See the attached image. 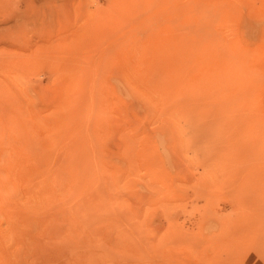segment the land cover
Returning a JSON list of instances; mask_svg holds the SVG:
<instances>
[{"label": "rangeland", "instance_id": "rangeland-1", "mask_svg": "<svg viewBox=\"0 0 264 264\" xmlns=\"http://www.w3.org/2000/svg\"><path fill=\"white\" fill-rule=\"evenodd\" d=\"M263 135L264 0H0V264H264Z\"/></svg>", "mask_w": 264, "mask_h": 264}, {"label": "bare ground", "instance_id": "bare-ground-1", "mask_svg": "<svg viewBox=\"0 0 264 264\" xmlns=\"http://www.w3.org/2000/svg\"><path fill=\"white\" fill-rule=\"evenodd\" d=\"M226 17H227V16H226ZM206 32H207V31H206ZM208 33H209V32H208ZM208 33H207V34H208ZM206 39H207V38H206ZM203 40H204V39H203ZM198 42H199V41H198ZM193 43H194V41H193ZM190 44H191V43H190ZM201 45H202V44H201ZM221 45H222V44H221ZM190 46H191V49H192L194 45L192 46V44H191ZM198 46H199V44H198ZM198 46H197V47H198ZM215 47H216V46H215ZM185 48H187V47L185 46ZM195 48H196V47L194 46V49H195ZM189 49H190V48H189ZM194 49H192V50H194ZM195 50H198V48L195 49ZM216 50H217V49H216ZM210 51H211V50H210ZM199 55H200V54H199ZM210 55H211V54H210ZM224 55H226V54H224ZM231 56H232V55H231ZM230 58H231V57H230ZM230 58H228V59H230ZM215 59H216V58H215ZM228 59L226 58V60H228ZM226 60H225V61H226ZM232 60H233V59H230V60H228V61H232ZM214 61H215V60H214ZM208 63H209V62H208ZM227 63H228V62H227ZM232 63H233V62H232ZM232 63L229 62V64H232ZM256 91H257V90H256ZM243 92H244V91H243ZM247 92L249 93V91H247ZM247 92L245 91L244 93H246V95H248ZM250 94H251V93H250ZM250 94H249V95H250ZM250 96H251V95H250ZM230 118H231V117H230ZM248 121H249V120H248ZM249 122H250V121H249ZM247 123H248V122H247ZM249 126H250V125H249ZM241 130H242V129H241ZM260 131H261V130H260ZM263 136H264V135H263ZM257 139H258V138H257ZM259 142H260V141H259ZM252 143H253V142H252ZM246 144H247V143H246ZM256 146H257V145H256ZM260 146H261V145H260ZM244 149H245V148H244ZM263 152H264V151H263ZM253 155H254V153H253ZM10 157H11V156H10ZM10 157H9V158H10ZM255 157H256V156H255ZM261 157H262V156H261ZM9 158H8V157H5V158H4L7 167L11 166V161H10L9 166H8V164H7V161L10 160ZM1 159H2V158H1ZM1 159H0V162H1ZM7 159H8V160H7ZM2 160H3V159H2ZM6 160H7V161H6ZM5 162L3 163L4 165H5ZM8 162H9V161H8ZM0 166H1V164H0ZM13 166H14V164H12V167H13ZM4 167H5V166H4ZM262 167H263V166H262ZM0 168H1V167H0ZM15 168H17V167H15ZM5 169H6V170H5ZM5 169H4V170H5L4 172H8V169H10V167H9L8 169L5 167ZM2 170H3V169H2ZM2 170L0 169V175H1V173L3 172ZM13 170H15V172H16V169H13ZM10 171H11V170H9V172H10ZM4 172H3V173H4ZM9 172H8V173H9ZM8 173H7V174H8ZM4 174H5V175L2 174V175H1L2 177L0 176V178H4V179L6 178V179H7L8 177H6V173H4ZM9 174H10V173H9ZM259 174H260V173H259ZM4 176H5V177H4ZM7 176H8V175H7ZM10 176H11V175H10ZM12 176H14V175H12ZM47 177H48V181H47L46 184H48L49 186H53V182H54V180H55L57 177L54 176L53 173H50ZM11 178H12V180L15 179V178H13V177H11ZM0 180H1V179H0ZM8 181H10V180H8ZM5 182L8 183L7 181H5ZM13 182L16 183V179H15ZM1 183H2V181H0V184H1ZM3 183H4V181H3ZM3 183H2V186H3ZM2 186H1V187H2ZM4 186H5V184H4ZM9 186H10V185H9ZM9 186H6V190H7V191L10 190V189L12 188V186H11V187H9ZM13 186H14V185H13ZM1 187H0V190H2V193H3V191H4L3 189H4V188L2 189ZM8 187H9V189H8ZM6 190H5V191H6ZM7 191H6V192H7ZM1 204H2V200H1ZM3 204H5V203L3 202Z\"/></svg>", "mask_w": 264, "mask_h": 264}]
</instances>
